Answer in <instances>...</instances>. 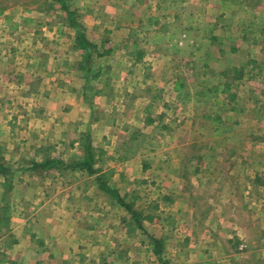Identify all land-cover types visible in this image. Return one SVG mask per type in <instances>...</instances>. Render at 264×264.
<instances>
[{
    "label": "crops",
    "instance_id": "crops-1",
    "mask_svg": "<svg viewBox=\"0 0 264 264\" xmlns=\"http://www.w3.org/2000/svg\"><path fill=\"white\" fill-rule=\"evenodd\" d=\"M164 1L157 0L156 13H145V10L141 13V23L152 22L157 27L161 26L158 29L163 31L160 35L164 38L177 39L184 33L192 40V46L201 42L212 45L217 41L227 42L230 30H244L243 23L239 22L242 17L239 9L234 12V18H230L226 12L219 13L225 20L221 19L215 27L212 7L180 6L175 1L174 6L166 8ZM109 12L110 18L104 25L97 20L99 18H92L91 22L85 21L83 26L88 35L101 31L103 26L107 27H103V32L111 31L108 44L114 47L112 59L115 60L120 54L118 47L150 44L147 38H127L129 32L137 29L133 11H129L128 18H121L119 12L111 7ZM153 14L155 18H151ZM228 19L237 20V23H230ZM212 29L225 32L214 30L212 33ZM62 41L69 45V49L74 45L73 36ZM92 42L97 46L104 44L103 41ZM69 49L66 48V51ZM143 55L140 53L135 58L143 60ZM0 60V158L12 171L18 170L24 174L22 176L29 177L28 180L21 177L23 179L17 182L12 181L11 189L7 190L11 196L0 198V264H132L129 252L132 247L131 233L127 232L126 227L121 228L120 221L111 218L107 212L106 203L100 196L102 192L93 181L94 176L82 172L60 175L56 171L38 173L28 170L33 159H41L36 153L40 147H52L53 151H57L52 152L54 155L64 152L61 155L64 159L68 158L64 156L66 151L79 149L77 132L84 116L90 112V101L87 102L85 98L83 73L76 72L75 75L71 71L70 53L54 54L45 48L26 55L20 61L10 58L4 62V57ZM247 63L261 65L262 71L257 75L263 81L262 87L248 90L238 83L234 89L228 83H223L221 94L229 95V92L236 90L239 96L234 100L230 96L227 98L232 104L228 113L232 114L233 119L229 120L227 112H224L225 116L209 117L203 123L204 131L202 124L191 120L194 138L188 155L192 163L188 173L193 184L199 173L219 174L221 189L231 191L222 194L220 199L211 197L209 204L217 207L236 204L242 207L239 210L240 213L242 210V216L229 213L224 219L225 226L232 231L222 230L221 234L225 237H222L221 243L211 232L215 225L212 223L205 226L202 233L195 231L194 236L190 234L186 248L175 244L172 253L176 255L177 264H264V55H251ZM230 64L236 65L235 69L233 65L228 66H233L231 70L236 71L237 77L247 73L248 78L257 77L244 63L235 64L232 61ZM227 72L228 69L222 71L221 75ZM216 97H212V100ZM246 119L248 122H245ZM100 124V120L93 119L91 141L95 147L105 150L117 144V139L112 135L105 138L104 133H98L94 127ZM230 129L235 133L229 132ZM77 153L80 154L79 150ZM118 156L119 152L115 149L110 160L115 162ZM243 159L252 165L240 164ZM239 160V164L232 165L231 162L238 163ZM135 161L136 157H125L120 162L125 166L126 174L133 173ZM116 164L119 165L118 162ZM108 169L112 172L116 170ZM139 169L143 177L149 172V168H143V165ZM182 174L180 171L177 173L180 179ZM234 175L240 182H245H239L244 186L243 190L239 185L229 183ZM33 176L40 180L35 181ZM81 176L84 177L82 181L78 179ZM3 181L0 176V195L5 190ZM229 193L232 194L229 196ZM231 215L234 216L232 220ZM210 219L207 218L205 224H209ZM192 221L195 223L199 219ZM231 237V240H225ZM240 241H243L245 248L238 250Z\"/></svg>",
    "mask_w": 264,
    "mask_h": 264
},
{
    "label": "rangeland",
    "instance_id": "rangeland-1",
    "mask_svg": "<svg viewBox=\"0 0 264 264\" xmlns=\"http://www.w3.org/2000/svg\"><path fill=\"white\" fill-rule=\"evenodd\" d=\"M63 1L65 6L73 11L74 19L86 38L90 42L92 40L104 42L96 49H90L88 60H84L82 49L74 45L69 49V45L62 41V39H72V36L75 38V28L69 26L66 13L56 0H0V59L4 57V62L10 58L20 61L26 55L45 48L54 54L70 53L69 63L75 75L76 72L84 73L80 66L87 67L89 79L87 83L85 81L87 85L85 98L87 102L90 101V112L84 116L77 135L83 131L90 134L91 124L95 119L102 123L94 127L98 133H104L105 138L108 135L116 137L117 144L105 150L99 147L104 151V160L100 163V167L105 170L110 167L116 168L109 177V184L115 187L134 209L154 217L151 222L143 221L145 232L135 230L131 233L130 262L160 264L154 254L150 253L153 245L149 237L153 236L161 238L163 245L165 244L163 259L169 264H177L176 255L172 253L173 246L181 244L186 248L190 242L188 239L190 234L194 236L195 231L200 234L205 226L212 223L215 225L211 232L214 237L219 238L221 243L222 237H225L221 234L222 230L232 231L225 226L224 219L229 213L237 217L242 216V210L241 213L239 211L242 207L236 204L228 207L209 204L211 197L216 196L220 199L222 194L229 191L221 189L222 182L219 174L199 173L196 175L195 184L191 182L192 177L189 178L188 171L192 163L188 155L194 134H192L193 127L190 121H198L202 124L201 128L204 131L203 123L209 117L224 115V112H227L229 120L233 119L232 114L228 113L231 112L229 108L232 104L227 98L230 96L231 100H234L238 95L236 90L229 92V95L221 94L220 89L223 83H228L233 88L238 83H242L248 90L251 87H262L263 81L257 75L262 71L261 65L260 67L248 65L247 59L254 54L264 55V0H191V2L165 0L166 8L174 6L176 2L180 6L193 7L194 5L203 9L212 7L215 27L222 19L219 13L226 12L230 14V18H234L235 11L238 9L242 11L239 22L244 25L243 31L230 30L227 42L217 41L212 45L201 42L195 46H192V40L184 33H181L177 39L164 38L160 35L163 31L158 29L161 26L157 27V24L153 25L152 22L141 23V13L144 10L145 13L148 11L156 13L157 0ZM110 7L118 11L121 18L130 17L129 11H133L137 29L129 32L127 38L136 40H142L141 37L147 38L150 44L147 46L126 44L118 47V52L123 56L118 54L116 61L112 59L114 47L108 44L111 31L103 32V27L107 28L103 26L101 31H94L88 35L84 32L83 26L85 21L91 22L92 18H99L97 20L104 25L103 23L108 22L110 18ZM155 17L153 14L151 18ZM228 20L230 23H237V20ZM214 30H218L216 32L219 33L225 32L222 29L221 31L212 29L210 32L213 33ZM66 48L69 51H66ZM105 50H109V53L97 56ZM140 53L144 54L143 60L135 58V55ZM232 56L237 58L232 59ZM232 61L235 64L244 63L257 77L248 78L249 73L242 74L243 77H237L236 71L231 70V67L234 66L233 69L236 67L230 64ZM226 69H228L227 74L221 75V72ZM214 86H217V92L211 89ZM214 96L217 97L212 100ZM245 122H248L247 119ZM217 127L222 128V126ZM213 128L216 132V128ZM229 132L235 133V130L230 129ZM115 149L118 150L119 156L114 162L110 158ZM78 150L66 151L64 156L68 157L67 159L79 157L81 153L78 154ZM63 154L64 152H60L57 156ZM125 157L137 159L132 165V174H126L125 166L120 163ZM117 162L119 165L116 164ZM235 162H231L232 165L239 164L240 160L238 163ZM240 164L252 165L245 159ZM140 165H143V168H149L148 174L144 177L139 173ZM178 171L183 172L182 178L185 179L179 178ZM66 173L69 172L65 171ZM22 175L24 174L18 170L12 171L11 183L23 179L21 177L28 180V176ZM34 178L35 181L40 180L39 177ZM83 178L81 176L78 179L82 181ZM86 180L89 181V179ZM239 182L234 175L229 183H235L243 190L244 186L241 185L245 182H240L242 184ZM9 192L2 191L0 198L10 197ZM230 194L232 193H229V196ZM100 196L105 201L111 218L119 220L121 228H125L122 219L128 220L129 214L106 193L102 192ZM209 217H211L210 223L205 224V220ZM230 217L232 220L234 216ZM194 219L199 221L194 223L192 221ZM229 239L231 240L232 237L225 240ZM241 244L243 241L239 242L238 250L245 248L244 246L240 248ZM144 245L147 246L144 247Z\"/></svg>",
    "mask_w": 264,
    "mask_h": 264
},
{
    "label": "trees",
    "instance_id": "trees-1",
    "mask_svg": "<svg viewBox=\"0 0 264 264\" xmlns=\"http://www.w3.org/2000/svg\"><path fill=\"white\" fill-rule=\"evenodd\" d=\"M64 12L66 13V17L68 20L69 26L75 28V38H74V47L80 48L84 51V60H88L90 57V49H96L97 45L90 42L83 31L80 29L79 24L74 19L73 11L69 10L63 0H56ZM109 50H105L101 53H98L97 56H102L104 54H108ZM80 66V65H79ZM81 69L84 70V80L88 81L89 75H87V67L80 66ZM87 85H84V89ZM215 92L217 86L212 87ZM78 148L80 150L79 157H72L69 159H64L61 156L52 155V147H40L37 149V155H40L41 159L39 161L32 160L29 164L28 170L33 172H49L56 171L60 175L64 174L65 171L68 172H82L90 176H94V181L97 184L99 190L103 193H106L110 198L114 200V202L121 206L128 214L129 218L126 220L122 219L126 226V230L128 233H132L135 230H140L145 232L143 221L151 222L154 217L151 214H143L141 211H138L133 208L132 204L125 200V197L119 193V191L109 184V177L112 175V170H102L100 167V163L104 160V151L101 148L95 147L92 144L91 137L89 132L83 131L80 132L77 139ZM0 176L3 177V186L5 190H10L12 187L11 176L12 170L11 168L1 161L0 158ZM150 242L152 243V253L157 258L160 264H169L165 259H163V241L161 238H156L153 236L149 237Z\"/></svg>",
    "mask_w": 264,
    "mask_h": 264
},
{
    "label": "built area",
    "instance_id": "built-area-1",
    "mask_svg": "<svg viewBox=\"0 0 264 264\" xmlns=\"http://www.w3.org/2000/svg\"><path fill=\"white\" fill-rule=\"evenodd\" d=\"M243 246H244V245H243V244H241V245H240V248H243Z\"/></svg>",
    "mask_w": 264,
    "mask_h": 264
}]
</instances>
